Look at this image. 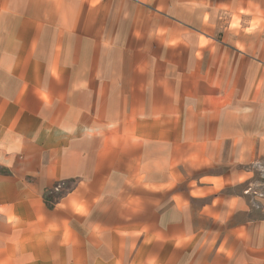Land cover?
Returning a JSON list of instances; mask_svg holds the SVG:
<instances>
[{"label": "crops", "instance_id": "1", "mask_svg": "<svg viewBox=\"0 0 264 264\" xmlns=\"http://www.w3.org/2000/svg\"><path fill=\"white\" fill-rule=\"evenodd\" d=\"M0 264H264V0H0Z\"/></svg>", "mask_w": 264, "mask_h": 264}]
</instances>
